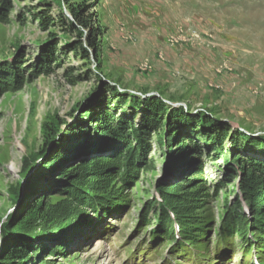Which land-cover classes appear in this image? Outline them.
Returning <instances> with one entry per match:
<instances>
[{
	"label": "rangeland",
	"instance_id": "1",
	"mask_svg": "<svg viewBox=\"0 0 264 264\" xmlns=\"http://www.w3.org/2000/svg\"><path fill=\"white\" fill-rule=\"evenodd\" d=\"M60 2L0 0V244L8 226L39 194L53 205L64 200L63 176L51 172L49 164L51 173L37 183L54 185L31 189L40 166L24 172L25 159L43 149L42 126L53 117L65 121V131L98 99L113 109L116 99L97 70L131 92L162 91L193 113L213 109L232 130L264 135V0H87L104 28L92 65L69 49L78 36L63 23L60 14L67 8ZM35 12L48 21L42 23ZM46 45H53L57 59L42 58ZM199 127L179 126L181 145L162 143V129L151 131L149 149L131 174L124 164L102 172L105 191L122 198L118 207L111 203L103 213L81 205L85 212L79 220L74 217L76 223L70 218L61 230L51 229L10 264H201L196 253L205 256L204 264L264 259V229L254 224L244 172L231 169L242 155L264 164V142L235 149L225 139L218 153L194 136ZM65 144L58 150L71 155ZM56 180L62 187H55ZM171 185L189 205L186 236L179 232L175 210L168 209L173 221L161 218V203L168 208L163 190ZM19 186L23 193L17 200L12 191ZM173 202L175 207L178 200ZM255 207L264 215V187ZM58 231L60 237L52 240Z\"/></svg>",
	"mask_w": 264,
	"mask_h": 264
},
{
	"label": "trees",
	"instance_id": "2",
	"mask_svg": "<svg viewBox=\"0 0 264 264\" xmlns=\"http://www.w3.org/2000/svg\"><path fill=\"white\" fill-rule=\"evenodd\" d=\"M60 3L65 4L73 16L71 18L62 11L60 16L63 23L71 30L73 29L78 36V39L72 40L68 44L69 49L76 56L87 61V64L92 65L94 63L92 51H95V57L98 58L101 46L100 39L104 34L103 25L97 21L94 12H91L92 5H89L87 0H61ZM35 14L42 23L48 21V16L46 17L43 12H35ZM52 48L53 45L45 46L42 52L44 60L57 59L52 54ZM97 71L96 76L99 81L105 84L113 99H116V103L112 104L114 110L106 106L107 102L102 106V100L98 99L87 110V116H84L79 123L65 131L62 129V124L65 121L57 116L43 124L42 132L45 146L42 150L33 151L26 157L24 172H30L34 166H40V172L31 177V181L35 184L34 186L31 184L30 187L33 186L31 189L36 191L39 187L47 189L48 184H52L49 182L40 186L37 180L40 182V179H45L48 174L55 171L59 177L63 176L65 183L62 187L59 186L62 185L61 182L56 180L58 186L55 187H62L59 188L62 189L60 193H64L65 197L57 205H53L50 201L46 202L44 198L40 199L43 195L41 193L37 200L35 199L16 217L14 223L10 224L7 231L4 232L6 238L0 254V264H10L16 259H22L27 251L32 249V245L45 238L51 229L57 227L61 230V225H64L66 220L71 218L73 219L72 222L76 223L75 218L77 217L79 220L85 212L84 205H88L89 209L94 210L97 207L103 208V213H107L111 203L118 207L122 198L116 194L110 196L108 191H105V184H102V172L113 171L115 167L124 164V172L127 171L128 174H131L134 170L135 161H139L149 149L147 135L151 131L162 129L160 136L162 143L178 142L181 145L184 139L178 133L179 126H200L199 132L194 136L211 145L218 153H223L222 145L225 139L231 140V146L235 149H238L240 143L243 146L249 144L254 147L264 142V135L253 137L243 130H232L229 121L220 119L213 109L201 108L193 113L189 105L187 107L183 105L174 106L167 102L166 100L175 101V99L166 98L162 91L158 92L160 96L155 94L145 96L147 91L131 92L122 87L120 83L117 84L111 80L106 81L103 73ZM124 107H128L125 109V115L119 116L120 110ZM74 110L77 111L78 108ZM140 110L142 112L139 123L136 124L134 118ZM91 129H93L95 137L92 135ZM132 140L138 144L137 147L134 143V146H131ZM53 142V147L49 150L48 145ZM66 142H68L71 155L58 150L59 147L65 148ZM120 146L123 148H119ZM109 151H112L111 154H108ZM40 158H42L41 163L38 164L37 161ZM48 164L51 165L52 170L49 173L47 172ZM237 164L238 166L231 165V169L237 170L241 167L244 172L243 188L246 200L255 210L254 224L261 223L260 229H264V215L261 214V209L258 211L255 207L256 200L262 196V188L264 187V164L247 155L238 156ZM166 189L168 190H163V194L168 208L161 203V218L165 223L171 222L172 217L168 209L175 210L178 217L177 222L182 225L179 232L186 236L187 230L184 228L187 224L186 221H190L187 217L189 205L184 206V197H177L180 191L174 185L168 186ZM12 192L15 199L18 200L23 193V188L16 187ZM169 195L171 196L169 197ZM175 200H178L175 207L169 204L170 201ZM81 205L83 206L81 207ZM241 206L242 201L240 202ZM57 233L54 234L52 240L60 237V231ZM221 236L222 241L227 239V235L222 234ZM221 243L219 241L220 245ZM51 251L54 252V250ZM196 255L200 262L205 259L203 254L196 253ZM261 260L264 263V259L261 258Z\"/></svg>",
	"mask_w": 264,
	"mask_h": 264
},
{
	"label": "water",
	"instance_id": "3",
	"mask_svg": "<svg viewBox=\"0 0 264 264\" xmlns=\"http://www.w3.org/2000/svg\"><path fill=\"white\" fill-rule=\"evenodd\" d=\"M66 12H67V14L71 17V18H73V16L69 13V11H67L66 10ZM94 51H93V56H94ZM151 94H155V95H157V96H160V94L158 93V92H150V93H147V94H145V96L147 95H151ZM167 102H169L170 104H172V105H174V106H178V105H183V106H185L186 107V104L185 103H182V102H175V101H170V100H166Z\"/></svg>",
	"mask_w": 264,
	"mask_h": 264
},
{
	"label": "bare ground",
	"instance_id": "4",
	"mask_svg": "<svg viewBox=\"0 0 264 264\" xmlns=\"http://www.w3.org/2000/svg\"><path fill=\"white\" fill-rule=\"evenodd\" d=\"M94 241H95V239H94V238H92V239H91V242H94Z\"/></svg>",
	"mask_w": 264,
	"mask_h": 264
}]
</instances>
